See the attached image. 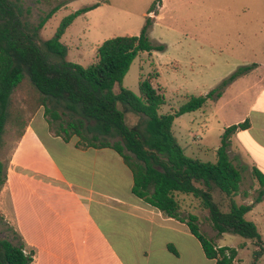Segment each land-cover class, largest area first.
<instances>
[{
    "label": "trees",
    "instance_id": "16d2710c",
    "mask_svg": "<svg viewBox=\"0 0 264 264\" xmlns=\"http://www.w3.org/2000/svg\"><path fill=\"white\" fill-rule=\"evenodd\" d=\"M43 1L51 4L54 0ZM156 2L149 12L156 9ZM96 6L79 8L63 16L53 35L39 42V30L61 4L54 5L34 24L27 19L29 8H24L20 0H0V151L5 145L6 125L15 128L18 140L37 109L43 107L49 130L57 123L52 132L55 136L68 142L75 135L77 147L115 151L131 172V192L137 198L164 215L185 222L213 264H232L236 249L215 244L201 232L194 211L188 210L185 216L181 211L187 200L193 209L207 212L216 234L259 240L255 223L245 219L251 205L234 199L240 191L242 171L227 151L230 133L247 127L248 121L226 127L215 148L214 160L205 162L185 155L173 133V122L176 116L201 108L214 95L220 97L224 87L251 67L239 66L205 95H190L178 108L159 112L167 102L149 78L140 76L138 95L121 85L138 53L149 54L164 48L161 44L153 45L147 36V24L138 35H116L103 40L86 65L66 59L61 37L77 16ZM24 84L28 94L16 97ZM118 103L143 117V127L129 126ZM108 137L120 140L111 142ZM6 167L0 158V188L6 181ZM251 174L264 186L262 172L253 167ZM214 191L228 199L226 209L214 200ZM20 239L15 244L0 238V264H32L35 248L25 247L21 235ZM168 248L177 253L171 245Z\"/></svg>",
    "mask_w": 264,
    "mask_h": 264
},
{
    "label": "rangeland",
    "instance_id": "374dc122",
    "mask_svg": "<svg viewBox=\"0 0 264 264\" xmlns=\"http://www.w3.org/2000/svg\"><path fill=\"white\" fill-rule=\"evenodd\" d=\"M155 1L54 0L48 4L43 0H20V3L24 8H29L30 14L27 19L34 24L54 5L61 4L39 30V42L53 35L63 16L79 8L97 5L77 16L61 37V42L66 48V59L81 65L92 61L97 46L103 40L116 35H138L147 24V36L153 45L161 44L164 48L152 50L149 54L138 53L125 73L121 85L138 95L140 76L149 78L152 85L164 94L167 102L159 112H166L172 107L178 108L190 95H205L239 66L253 68L264 62V0H158L156 9L147 14ZM159 1L162 3L161 8ZM158 12H161L162 16L156 18ZM25 85L16 92V97L28 94L29 90H25ZM228 86L229 84L222 91L225 96L231 91ZM217 98L214 95L201 108L174 118L173 133L185 155L199 158L204 162L214 160L215 148L220 143L225 121L241 110L238 104L228 103L217 113ZM118 109L123 112L125 122L129 126L138 124L143 127V117L125 109L121 103H118ZM34 114L36 116L32 121V127L20 145L16 139L15 128L11 124L6 125L3 135L5 145L0 151V158L6 166L14 152L16 163L14 167L27 177L41 179L61 187H64V183L60 181L64 179L80 181L78 184L82 186L90 181L104 180L109 182L104 183L107 191L113 192L114 189L126 194L130 171L115 151L103 148L99 157L93 156L90 152L86 154L78 152L63 140L47 136L45 127L48 122L43 115V107L38 108ZM51 129V132L55 131L57 123H53ZM33 134L40 137V144L35 142ZM108 139L111 142L120 140L119 137ZM77 140L78 137L75 135L70 138V141L75 143ZM21 164L32 170L19 168ZM34 171L37 173H33ZM242 173L244 179L240 189L253 190V185L257 186L252 196L255 202L260 185L249 170ZM113 181L115 183H112ZM13 185V194L11 192L0 194V238L18 244L21 241V230L18 228L16 208L20 209L21 220L24 221L25 218L31 223V229L34 218L29 204H25L28 194L21 189L22 186H16V181ZM261 188L264 191V186ZM213 196L222 209L227 208V198L218 191H214ZM46 197L55 198L51 193H46ZM62 197L64 196L54 200L50 208L64 209L65 204H70V199ZM241 197L239 194L238 198ZM258 197L264 198V192ZM187 202L186 200V207L182 208V215L185 216L188 210L194 211L199 217L203 234L217 245L236 249L237 255L232 264H264V213L254 210L245 214V219L254 222L259 233V240H249L236 234H216L207 219V212L198 208L193 209ZM2 205L7 216L2 213ZM256 207L264 211V199L257 203ZM91 211L95 217L98 215V210L95 212L92 208ZM45 214L49 220L50 212L45 211ZM26 227L24 231L27 230ZM27 237L42 241L45 236L31 233L27 234ZM81 239V235L76 237L79 248L82 245ZM22 240L25 247H31L25 242L24 237ZM25 249L27 252V248ZM211 263L203 252L200 262L197 260L195 262Z\"/></svg>",
    "mask_w": 264,
    "mask_h": 264
},
{
    "label": "crops",
    "instance_id": "0c3cea01",
    "mask_svg": "<svg viewBox=\"0 0 264 264\" xmlns=\"http://www.w3.org/2000/svg\"><path fill=\"white\" fill-rule=\"evenodd\" d=\"M159 2L161 8L162 3ZM160 13H157L156 18L162 16ZM228 89L231 91L227 96L221 94L216 99V112L218 113L228 103L238 104L241 110L225 121L223 131L230 125L248 121L247 127L230 133L227 140L229 157L242 172L246 170L251 172L255 167L264 174V62L234 79ZM35 116L36 114L32 116L22 137L18 139V145L26 139ZM45 130L49 138L62 141L49 130L48 125ZM33 138L40 144V137L33 134ZM64 143L70 144L78 152L83 154L90 152L98 157L103 149L77 147L75 141L70 140ZM40 147L42 148L41 145ZM15 164L13 152L6 167V181L0 194L12 193L14 181L17 187L22 186L21 189L28 194L30 201L28 202L27 198L25 204H29V209L33 213V229L29 221L25 218L24 221L21 220L19 208H16V214L21 236L36 251L32 264H195L196 260L200 262L202 247L190 233L186 223L164 215L137 198L131 192V172L127 178L126 194H121L114 189L113 192L107 191L104 183L109 182L104 180L90 181L82 186L78 184L80 181L64 179L60 181L64 183V187H61L41 179L27 177L14 167ZM18 167L32 170L24 164ZM243 177L244 175L240 186ZM256 187L253 185V190L240 189L234 199L237 203L250 204L249 211L255 210L263 214L264 211L256 207V204L264 199L258 197L264 192L261 186L255 202L252 199ZM46 193H51L55 198L46 197ZM239 194L242 195L240 199ZM61 196L70 199V204H65L64 209L63 207L51 209L53 201ZM2 206V213L7 216L4 205ZM92 208L95 212L99 211L96 217L91 211ZM45 211L50 212L49 220ZM31 233L45 237L42 241H35L27 237V234ZM79 235L82 236L81 248L76 241ZM169 245L176 250V254L168 248ZM211 261L213 264V260Z\"/></svg>",
    "mask_w": 264,
    "mask_h": 264
}]
</instances>
